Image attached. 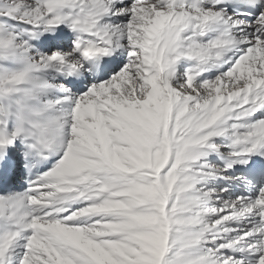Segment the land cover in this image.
I'll list each match as a JSON object with an SVG mask.
<instances>
[{"label":"snow or ice","instance_id":"obj_1","mask_svg":"<svg viewBox=\"0 0 264 264\" xmlns=\"http://www.w3.org/2000/svg\"><path fill=\"white\" fill-rule=\"evenodd\" d=\"M0 264H264V0H0Z\"/></svg>","mask_w":264,"mask_h":264}]
</instances>
